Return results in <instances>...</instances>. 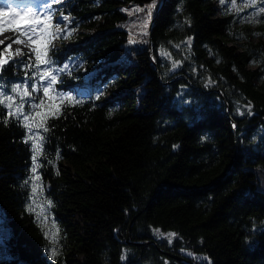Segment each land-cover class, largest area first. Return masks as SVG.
<instances>
[{
  "label": "trees",
  "instance_id": "16d2710c",
  "mask_svg": "<svg viewBox=\"0 0 264 264\" xmlns=\"http://www.w3.org/2000/svg\"><path fill=\"white\" fill-rule=\"evenodd\" d=\"M41 1L52 5L50 32L61 13L82 28L67 45L48 38L51 69L75 55L83 65L59 73L53 95L73 102L55 116L35 110L45 115L30 122L44 127L27 143L7 100L0 105V264H182L156 245L197 264H264V24H238L220 0H165L150 58L151 19L143 22L152 0ZM136 7L145 11H125ZM32 47L45 59L44 41ZM29 55L25 69L29 56L0 53V91L15 96L13 111L19 96L9 90L40 84ZM175 75L183 78L168 82ZM31 96L38 102L42 89ZM33 139L35 197L24 185ZM147 240L155 244L132 243Z\"/></svg>",
  "mask_w": 264,
  "mask_h": 264
},
{
  "label": "snow or ice",
  "instance_id": "6c2138e0",
  "mask_svg": "<svg viewBox=\"0 0 264 264\" xmlns=\"http://www.w3.org/2000/svg\"><path fill=\"white\" fill-rule=\"evenodd\" d=\"M61 0H52L53 4H58L60 3ZM224 0H221V3L223 4ZM231 3V0H229ZM243 2V0H241ZM156 6V0H152V3L147 6V11H146V20L143 22V28H147V21L151 19V12L153 7ZM43 11L41 10H34L32 6H28L26 8H20L17 7L11 3L7 4L6 7H0V29L6 28L7 25L14 24L17 19L20 17L24 16L29 18L30 20L34 21L33 24L29 25L27 28H21V29H12L13 32H19L20 35H27L28 33H32L37 36V40L33 41L31 39V36H29V43L28 47L31 50V53H34L35 56V61H36V70L40 72L39 80L40 84L37 85L35 83L33 84H16L14 85L9 91L11 93H14L19 96V104L16 105L15 110L13 111V104L15 102V96L12 94H9V92H3L0 91V105L4 104L5 99L7 100V105L5 107L8 109L7 115L9 117L15 115L17 120L23 124V127L26 128L29 132V136L27 139H25V143L28 142V139H32V128L35 126L37 128H43L44 124L42 122L39 123H34L30 122L33 121V115L32 113H35V117H42L45 114L42 111H35L37 109H45L47 107L48 109H54L53 111H50L48 114L55 116L59 111H60V104L63 103L64 100H67L68 102L72 103L73 102V97L72 96H64L63 94L57 92L56 95L51 94V90L53 88V85L57 83V75L53 74L55 70L51 69V64L54 63L51 59L47 58V44L49 41V37L52 36L53 34L50 32V26L53 24V13L50 11L52 5L48 3H44L42 6ZM128 11L129 15H132L133 11L136 13L139 12H144L145 9L141 7H136L133 10H125ZM4 14H10L5 16ZM61 24H64V28L67 31V35L64 36L63 38H67V36H70L72 32L75 30L74 21H71L69 18V15H65L61 13V17L59 20L55 21V28L56 32L59 33L61 31ZM143 35H147V32H143ZM44 41L45 42V50H44V57L45 59H42V54L41 51L38 50L35 47H32V44L36 43L37 41ZM14 43H22L20 39H16L13 41ZM135 39L131 38L129 39V43H135ZM0 43H3L0 41ZM187 44H191V40L189 39L187 41ZM9 48L11 45L8 46ZM6 50V49H5ZM17 54L20 53V49H17ZM31 59L32 56L29 55L28 62L23 64V67L25 69H30L31 68ZM8 61L0 58V70L3 69V66L7 64ZM47 65L48 67L44 68L43 70L40 69V65ZM176 64H173V68H176ZM68 68V65L65 64L60 71H64L65 69ZM3 72L0 71V77H2ZM25 79H29L27 72L25 73ZM31 79H35V76H33ZM45 82H47L45 84ZM42 88L43 92V98H36L38 102H31L32 101V93H35L38 91V89ZM21 89L23 91L21 92ZM45 98L49 102L48 105L46 106L45 104ZM75 104H80L82 101L80 100H75ZM27 104L29 111L25 112L24 108L25 105ZM251 109L249 108V112ZM243 114V113H241ZM2 115V114H0ZM45 131L47 129L45 128ZM31 151L33 155L31 156V173L33 174L31 177L28 179L24 180V185H28L31 183V192L32 196L35 197L37 193V189L39 187L38 183L41 180V176L37 174V169L40 166L37 163V154H38V145L36 141L33 139V142L31 144ZM51 162V161H49ZM51 201H48V204L51 205ZM33 209L30 207L29 211H32ZM41 215L43 213L37 214V219L40 220ZM41 224L43 225V221H41ZM175 233H169V243H171V237L175 236ZM45 237H48V233L45 232ZM4 239V229L0 228V244H2ZM51 255L53 258H55L56 252L53 250L51 252ZM198 259V258H197Z\"/></svg>",
  "mask_w": 264,
  "mask_h": 264
},
{
  "label": "rangeland",
  "instance_id": "374dc122",
  "mask_svg": "<svg viewBox=\"0 0 264 264\" xmlns=\"http://www.w3.org/2000/svg\"><path fill=\"white\" fill-rule=\"evenodd\" d=\"M98 1V0H97ZM13 4L17 7L20 8H26L28 6H32L34 10H41L42 9V1L41 0H0V7H6L7 4ZM223 4L229 9V11H235L238 13V24H247L251 28H255L257 26L263 25L264 24V0H231V3L229 0H224ZM221 3V0L218 2V7H222L223 5ZM218 14V13H217ZM5 16L10 15V14H4ZM219 15V14H218ZM61 17V14L55 15V21L59 20ZM2 18V17H0ZM71 20V19H70ZM34 21L30 20L27 17H20L15 21L14 24L7 25L6 28L0 29V41L3 43H0V53L4 54L7 58H18L20 56H29V53L31 52L30 48L27 46L29 43V36H31V39L33 40L36 35L32 33H28L27 35H20L19 32H13L12 29H21V28H27L29 25L33 24ZM65 29L64 24H61V31ZM76 29H82L81 27L75 28ZM75 30L72 32L70 36H67V38H63L64 36L67 35V31L63 33L62 38L60 39V34L56 32V28L53 29L51 32L53 35L51 36L50 40L52 41L53 44H62V45H67L69 42H73V39L75 36ZM71 37V40H69ZM16 39H20L22 43H14L13 41ZM255 39V37H253ZM11 47H4L2 46L4 42H8ZM6 49V50H5ZM17 49H20L21 54H17ZM67 64L68 68L65 69L64 71H60V69L63 68V66ZM77 65L79 68L82 67L83 63L82 61L75 55L70 58H62L61 63L56 67L53 74L57 75V80L59 73H63L68 71L69 67ZM48 67L47 65H41V70L44 68ZM41 74V73H40ZM38 76L39 72H38ZM39 78V77H38ZM41 83V82H40ZM47 82H45L46 84ZM39 85V83H38ZM42 89V88H41ZM71 90L75 91L78 94H84L86 90L84 89L83 85H73L71 87ZM55 93V86L53 85V88L51 90V94L53 95Z\"/></svg>",
  "mask_w": 264,
  "mask_h": 264
},
{
  "label": "water",
  "instance_id": "95a60500",
  "mask_svg": "<svg viewBox=\"0 0 264 264\" xmlns=\"http://www.w3.org/2000/svg\"><path fill=\"white\" fill-rule=\"evenodd\" d=\"M165 0H161L159 2V5H158V8L156 10V13L155 15L151 18L150 22H149V25H148V32H149V43H148V55L150 58H152V51H151V41H150V35H151V27H152V24L156 18V15L159 11V9L161 8L162 4L164 3ZM176 78H183L182 75H175L172 79L168 80V82H171L173 80H175ZM221 97H222V100L224 101L225 103V106H226V112L228 113V105L223 97V95L221 94V91L219 89H216L215 90ZM231 120V119H230ZM132 224V222H130V225ZM126 242L129 243L130 240H129V232H127V238H126ZM133 244H155L152 240H147L145 242H141V241H135V242H132ZM157 249L164 253L165 255H167L168 257H171L173 259H175L176 261L182 263V264H197L195 262H193L192 260H189L179 254H176V253H172V252H169V251H166V250H163L161 248H159L157 245H156Z\"/></svg>",
  "mask_w": 264,
  "mask_h": 264
},
{
  "label": "bare ground",
  "instance_id": "6f19581e",
  "mask_svg": "<svg viewBox=\"0 0 264 264\" xmlns=\"http://www.w3.org/2000/svg\"><path fill=\"white\" fill-rule=\"evenodd\" d=\"M82 31V30H81ZM9 41L8 42H4V44L2 46H4L5 48L9 46Z\"/></svg>",
  "mask_w": 264,
  "mask_h": 264
}]
</instances>
